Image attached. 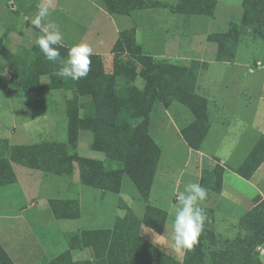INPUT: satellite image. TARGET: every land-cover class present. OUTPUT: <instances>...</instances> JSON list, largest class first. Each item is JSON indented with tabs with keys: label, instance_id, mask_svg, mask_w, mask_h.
<instances>
[{
	"label": "trees",
	"instance_id": "1",
	"mask_svg": "<svg viewBox=\"0 0 264 264\" xmlns=\"http://www.w3.org/2000/svg\"><path fill=\"white\" fill-rule=\"evenodd\" d=\"M109 13L128 15L131 11L149 7H164L146 0H102ZM239 21H231L224 32L207 34L208 41L217 43L215 61L232 62L240 34L249 32L264 40V0H242ZM216 0H178L171 7L174 13L212 15ZM70 47H60L61 57H67ZM127 52L131 57H122ZM112 67L105 69L100 55L91 56L92 63L86 77L79 81L57 75L58 63L48 61L35 44L22 53L11 54L0 48L1 56L9 62L10 79L2 80L3 88L16 95L51 89L70 92L65 99L66 139L42 141L27 145H9L0 139V186L16 181L11 161L56 175L71 176L76 168L83 185L118 193L126 175L134 184L144 202L142 217L135 215L124 203L122 217L115 219L112 228L82 230L70 238V248L45 264H191L192 254L199 253L203 260L208 250L215 249L217 236L210 225L204 224L198 242L186 250L183 261L169 256L140 234L145 225L161 233L166 222L165 210L148 203L150 188L161 149L148 133L149 119L156 103L167 107L172 100L186 105L194 120L180 130L189 147L198 149L206 136L210 121L207 106L210 101L195 93L198 67L205 64L190 61L195 69L176 66L169 60L154 58L142 52L135 40V29H124L112 47ZM139 79L142 87L134 82ZM87 131L91 136L90 149L94 156L80 155L77 151L78 134ZM264 160V135L254 144L244 161L234 170L249 178ZM223 167L215 163L201 171L200 184L218 193L222 185ZM252 213L240 217L238 225L246 230L243 237L232 240L228 246H241V256L257 260L254 248L264 241V202L257 199ZM53 214L77 218L80 207L75 199H49ZM206 212V211H205ZM90 248L91 258L74 260L71 249ZM226 248L223 251H227ZM0 264H15L0 243ZM194 264V263H193Z\"/></svg>",
	"mask_w": 264,
	"mask_h": 264
},
{
	"label": "crops",
	"instance_id": "2",
	"mask_svg": "<svg viewBox=\"0 0 264 264\" xmlns=\"http://www.w3.org/2000/svg\"><path fill=\"white\" fill-rule=\"evenodd\" d=\"M216 9L217 7L214 9V15ZM209 17L212 18L213 15ZM211 32L214 31H208L207 34ZM205 61L209 65L215 60L205 59ZM224 63L235 64V61ZM230 69L232 70H228L230 72H237L239 75L240 73L241 75L245 74L244 70ZM245 71L246 74H252L254 69L249 67ZM263 85L264 82L261 89L257 90L264 92ZM252 89H255V87L246 82L239 85L235 97L240 101L243 100L240 103L241 107L229 112L224 109L221 103L208 97L206 92L209 89L206 86H202L197 80V91L204 95L210 101V105L217 110L214 118H211L209 130L198 149L189 147L180 134V130L194 120V115L187 108L173 106V102L168 108L164 109V113L160 115L161 119L156 114H152L149 119L148 133L160 147L161 155L162 143L169 131L173 130L176 141L183 143L187 149V161L189 158H193L192 167H189V163H186V161L183 165L184 167L178 172L174 168L172 169L167 162L161 160V156L157 162L148 203L165 210L167 213L163 230L158 234H163L164 230L171 225L177 192L182 191L184 186L190 182H198L200 184L203 168L210 167L215 163L223 167L220 191L215 193L207 189V198L200 205L212 219V228L217 236L215 248L217 251H214L213 259L209 250L207 256H203V260H199L198 264H258L257 260L242 258L240 245L235 247L228 246L230 242L232 243V240L243 237L246 233V230L238 225L240 217L254 211L258 202L257 199L264 202V160L249 178L242 177L234 170L244 161L258 138L264 135V130L258 131L256 135L248 134L249 121L255 119V114L259 113V110L256 106L257 103L253 104L250 99L244 100L242 98H246V92ZM4 91L9 99L18 96L5 89ZM261 98L263 102L260 111L261 118L264 120V93H262ZM65 99L66 97L61 99L64 103V108H60L59 117L55 115L49 117L39 113L34 114L32 117H24L19 124L12 125L11 129L0 126V138L7 139L9 145H27L42 141H64L66 139ZM10 112H13L11 107ZM166 113L169 116H166ZM13 114L15 113L13 112ZM217 125H221L222 130L218 136H213L212 131ZM153 126H156L157 129L155 130ZM18 127L22 129L16 131ZM90 141V134L85 132V130H80L77 142V151L80 155H96L90 149ZM237 152H239V157L235 160L234 165H227L226 162ZM10 163L16 181L12 184L0 186V189H4V187L6 189L5 191L0 190V194L5 195L0 198H4L5 204L7 203L5 208H0V218L5 219V222L0 221V230L5 229L6 233L5 242L0 238V243L15 264H36L35 262L45 264L61 252L69 249L70 238L73 236L77 237L82 230L103 228H85L80 225L82 220L91 219L92 216L86 212V216L83 218L85 215L82 209V192L84 189L82 188L83 184L78 179L76 163H74L75 169L71 176L56 175L15 161ZM98 190L99 192L94 197L93 202L97 205L94 210L100 211L104 208L100 207V204H103L108 199L107 193L109 191ZM121 190L122 187L117 193V211L113 224L108 228L113 227L117 217L124 215L125 209L120 206L121 202L131 209V204H134L132 200L122 196L123 192ZM49 199L77 200L80 207V215L77 218L56 217L49 206ZM132 211L137 217H142L143 212L138 215L133 209ZM150 242L152 243V241ZM153 244L176 260L183 261L185 251H175L170 241H158L157 243L153 242ZM226 248H229V250L221 251ZM89 249L79 247L71 249L73 259L78 260L79 256L85 255ZM254 254L258 261L264 264V241L255 246ZM90 258L91 256L86 259Z\"/></svg>",
	"mask_w": 264,
	"mask_h": 264
},
{
	"label": "rangeland",
	"instance_id": "3",
	"mask_svg": "<svg viewBox=\"0 0 264 264\" xmlns=\"http://www.w3.org/2000/svg\"><path fill=\"white\" fill-rule=\"evenodd\" d=\"M12 1L15 9L11 8L9 0H0V48L9 51L11 54H17L33 47L41 35L40 30L34 28L30 23V17L35 13L40 0ZM146 1L164 7H149L131 11L128 15H117L109 13L102 0H54L55 11L51 19L60 27L63 33V47H71L78 42H87L91 45L93 53L101 56L107 71L112 67V47L115 41L122 30L130 28L135 29V40L137 44L141 45L142 52L155 59H166L173 65L189 66L190 69H195V64L191 65L190 61H196L198 66L199 64H205L204 68L198 67L197 69L194 92L205 97L197 91V80H199L202 86L209 89L206 92L208 97L221 103L224 109L229 112H233L237 108L240 109V103L243 101L235 97L237 87L245 82L252 84L255 89L246 92V98L242 99L247 100L248 98L253 104L257 103L256 106L260 114L256 113L255 119L249 121L248 134L256 135L258 131L264 130V120L261 118L260 111L263 102L261 95L264 92L257 90L261 89L264 82V40L253 36L249 32H244L240 34L237 43L235 64L214 61L208 65L205 61V59L214 58L218 47L216 42L207 40L206 34L208 31L224 32L231 21H239L242 13V0H216L217 9L215 15L213 12L212 18L209 17L210 15L199 13L172 12L171 7L178 0ZM211 47L212 49H210ZM121 56L131 57L127 52H123ZM9 67V62L0 54V83L2 80L7 81L10 79ZM249 67L254 69L252 74H246L245 70ZM230 68L244 70L245 74L241 75L240 73L239 75L237 72H230L228 71L231 70ZM134 84L136 87H142L139 79ZM70 95V92L62 89H51L43 91L39 95L25 93L9 99L0 84V126L11 129L12 125L19 124L22 118L32 117L37 113L49 117L52 115L59 117L60 108H64L61 99L70 97ZM173 102V106L185 107L191 112L186 105L179 101L172 100L171 103ZM169 105L164 107L163 103H156L151 114H156L161 119L160 115L164 113V109L168 108ZM10 107L16 115L10 112ZM216 111L210 104L207 106L209 121L214 118ZM166 116H169L168 113H166ZM153 127L155 130L157 129L156 126ZM21 129V127H18L16 131ZM221 130L222 126L217 125L213 129L212 135L218 136ZM166 136L162 143L161 160L167 162L172 169L174 168L178 172L184 167L183 165L188 159L187 149L183 143L176 141L173 130H170ZM238 157L239 152L233 154L226 164L233 166ZM186 163H189V167H192L193 158H189ZM121 184L122 196L132 200L134 202V204H131L132 209L138 215L141 214L144 210V202L139 198L134 184L126 175L123 176ZM82 188L84 189L82 192V209L85 213L83 218H85L86 212L92 218L82 220L80 225L85 228L111 227L117 211L118 194L107 193L108 199L100 204V207L104 208L99 211L94 210L97 205L93 202L99 190L85 185H82ZM0 190L5 191L6 189L4 187ZM1 196L5 195L0 194ZM3 199L0 198V208L7 206ZM205 213L206 220L204 224L210 225V215L207 212ZM0 221L5 222V219L0 218ZM140 227L141 235L152 241V243L164 241V237L168 234L166 229L163 234H158L145 225ZM0 238L5 242V229L0 230ZM210 251L211 258L214 259V251L211 249ZM208 252L209 250L206 253L208 254ZM89 256H91L90 249L85 255L79 256L78 261H84ZM199 256L198 252L191 255L194 264L199 263Z\"/></svg>",
	"mask_w": 264,
	"mask_h": 264
},
{
	"label": "clouds",
	"instance_id": "4",
	"mask_svg": "<svg viewBox=\"0 0 264 264\" xmlns=\"http://www.w3.org/2000/svg\"><path fill=\"white\" fill-rule=\"evenodd\" d=\"M54 11V0H40L30 17L32 26L41 32L36 45L48 61L60 65L57 71L59 77L79 81L90 70L93 49L87 42H78L68 49L66 58L61 57L60 47L64 46V37L60 27L51 19ZM207 195V189L198 182L186 184L175 195L173 220L166 228L168 235L164 237L175 251L191 250L197 244L206 220L205 210L200 205Z\"/></svg>",
	"mask_w": 264,
	"mask_h": 264
},
{
	"label": "built area",
	"instance_id": "5",
	"mask_svg": "<svg viewBox=\"0 0 264 264\" xmlns=\"http://www.w3.org/2000/svg\"><path fill=\"white\" fill-rule=\"evenodd\" d=\"M9 4H10V6H11L12 9H15V6L12 5L13 4V1L12 0H9Z\"/></svg>",
	"mask_w": 264,
	"mask_h": 264
}]
</instances>
